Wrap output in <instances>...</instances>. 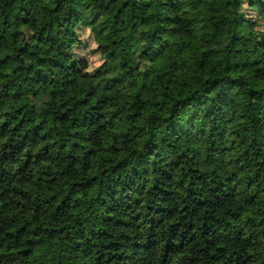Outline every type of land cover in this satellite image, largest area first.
<instances>
[{"label": "trees", "instance_id": "1", "mask_svg": "<svg viewBox=\"0 0 264 264\" xmlns=\"http://www.w3.org/2000/svg\"><path fill=\"white\" fill-rule=\"evenodd\" d=\"M176 1L0 0V264H264V0Z\"/></svg>", "mask_w": 264, "mask_h": 264}, {"label": "rangeland", "instance_id": "2", "mask_svg": "<svg viewBox=\"0 0 264 264\" xmlns=\"http://www.w3.org/2000/svg\"><path fill=\"white\" fill-rule=\"evenodd\" d=\"M186 0H177L176 1V5L175 7L173 8V11L176 13L180 10V7L183 3H185ZM81 36L86 40V43L88 44H91V42L89 41V33H88V30L86 28H84L81 32ZM48 46H47V50L46 52H44L45 56H55V55H59V52L58 50L56 49L55 45L53 44H50V43H47ZM89 60L90 61V64H94L96 63V58L94 56H89Z\"/></svg>", "mask_w": 264, "mask_h": 264}]
</instances>
